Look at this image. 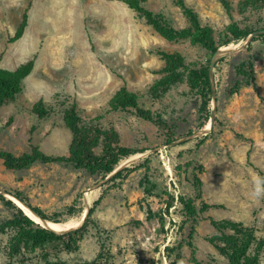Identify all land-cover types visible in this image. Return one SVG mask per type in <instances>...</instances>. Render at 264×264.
<instances>
[{
  "label": "rangeland",
  "instance_id": "obj_1",
  "mask_svg": "<svg viewBox=\"0 0 264 264\" xmlns=\"http://www.w3.org/2000/svg\"><path fill=\"white\" fill-rule=\"evenodd\" d=\"M178 1L147 0L146 5L185 28L189 20ZM184 2L216 31L234 21L254 30L264 26V7L249 0ZM26 11L25 33L14 40ZM257 35L220 47L225 53L214 69L215 99L207 106L186 83L156 100L150 87L165 66L159 51L211 64L204 47L188 39H165L123 0H0V66L14 70L34 60L23 92L0 110V148L17 156L34 147L67 155L73 135L63 121L61 103L69 101L78 104L84 118L100 117L104 127L118 130L123 145L145 149L119 164L117 169L139 168L117 180L65 162L13 170L0 158V193L20 192L33 206L57 215L60 223H81L94 208L82 238L72 240L71 248L58 242L10 261L14 231L0 232V264H170L167 247L180 249V264H230L208 241L216 234L209 217L241 221L264 238V198L251 195L252 177L259 176L255 167L264 169V36ZM250 62L255 81L237 72ZM122 86L161 113L169 130L131 110L108 112ZM41 100L52 107L44 119L33 113ZM195 174L204 181L203 199L197 198ZM180 196L193 198L198 209L203 200L223 206L191 220ZM13 214L0 201V222Z\"/></svg>",
  "mask_w": 264,
  "mask_h": 264
},
{
  "label": "trees",
  "instance_id": "obj_2",
  "mask_svg": "<svg viewBox=\"0 0 264 264\" xmlns=\"http://www.w3.org/2000/svg\"><path fill=\"white\" fill-rule=\"evenodd\" d=\"M123 2L143 17L146 24L152 27L165 39L170 41L188 39L191 43L204 47L209 57H212L220 47L229 45L232 42L247 39L256 31L249 25H242L238 21L231 22L223 31H216L209 26L203 25L199 15L192 8L188 7L184 0H179L178 4L189 20V25L185 28L175 27L164 13L148 8L146 5L147 0H123ZM249 2L264 7V0H249ZM224 4L227 5V2L224 1ZM27 25L28 12L26 11L23 15L21 24L15 32L14 40H18L24 35ZM261 29H264V26ZM257 36H264V34H258ZM159 54L165 61V66L161 71L163 76L156 80L150 87L151 97L159 100L165 93H168L173 86L186 83L191 91L200 94L204 99V105L207 106L214 94L210 78V60L208 62H187L178 52L160 50ZM33 67L34 60H30L14 70L5 69L0 66V110L4 104L15 100L16 97L23 92L24 80L32 72ZM237 72L240 75L248 76L252 81L256 80L253 62L249 63V68L245 65L239 66ZM61 104L63 105V121L73 135L69 153L67 155L54 156L47 154L39 147H34L31 152H26L23 155L17 156L11 151L0 148V158L4 161L5 166L13 170H24L31 168L38 162H65L74 164L78 168L84 169L93 175L100 173L108 176L117 169L124 159L138 152L145 151V149L123 145L118 130L114 127H104L99 122L100 117L84 118L76 102L71 104L67 101ZM120 110H131L138 117L153 122L164 130H169V124L164 120L163 115L146 107L141 101L140 94L129 90L126 86H122L108 103V112ZM51 112L52 107H49L47 103L42 100L33 107V113L40 119L46 118ZM149 162L150 159L147 158L145 162L146 166ZM248 163L253 165L251 163V151L248 153ZM138 168L139 167L120 169L112 178L113 180L125 178ZM255 168L259 176H264V169L259 167ZM125 171H127V175H123ZM193 185L197 192V198L203 199L205 193L204 181L199 174L194 175ZM9 193L23 201L40 217L46 220L60 222V220L56 218L57 215H49L40 207L33 206L30 200L22 193ZM180 200L185 207L186 217L191 220H196L200 212L223 206L221 203H208L203 200L201 208L198 209L195 206L193 198L180 196ZM0 201H2L6 207L14 211L10 219L0 222V232L6 233L10 229L14 231V235L10 239L8 251L10 261L18 255L25 254V252H32L37 248H45L47 245L56 244L58 242H63L66 247L71 248V241L78 242L83 236L86 223L77 229L61 234L37 223L12 199L7 198L2 193H0ZM97 203L98 201L95 202V204ZM93 211L94 208H91L87 215L86 222ZM68 212L69 214H73L74 209L70 208ZM209 219L216 230V234L208 238V241L213 244L221 254L228 258L230 264H261L264 254V238L258 237L254 228L248 227L243 222L233 218L216 219L214 217H209ZM190 238H193V232ZM192 245L193 244L190 243V246ZM167 250L170 264H180L182 257L181 251H179L180 249L178 248V251H176V249L167 247ZM192 253L194 260L198 263L195 258L196 251L194 249ZM45 264L54 263L46 261ZM87 264H96V261Z\"/></svg>",
  "mask_w": 264,
  "mask_h": 264
},
{
  "label": "water",
  "instance_id": "obj_3",
  "mask_svg": "<svg viewBox=\"0 0 264 264\" xmlns=\"http://www.w3.org/2000/svg\"><path fill=\"white\" fill-rule=\"evenodd\" d=\"M256 34H264V29H260V30H256L255 32H253L248 38H251V37H253L254 35H256ZM247 38V39H248ZM225 53V51L224 50H222V49H218L217 51H216V53L212 56V59H211V64H210V78H211V81H212V86H213V90H214V94H213V96H214V99H215V87H214V69H215V65H216V61H217V59L219 58V56L220 55H222V54H224ZM120 169H122V168H118V169H116L112 174H110V176H113L117 171H119ZM6 196H8V195H11V196H13V197H15L17 200H19V201H21L19 198H17L15 195H13V194H11V193H9V192H5L4 193ZM9 197V196H8ZM10 198V197H9ZM15 202V201H14ZM24 205H26L23 201H21ZM29 209H31L28 205H26ZM21 208V207H20ZM22 209V208H21ZM24 211V210H23ZM31 211L34 213V214H36L41 220H42V226H44V227H46V228H49V229H52V230H54V231H56V232H58V233H66V232H68V231H71V230H74V229H77V228H79V227H81L83 224H84V222L86 221V218H87V215H88V213H89V210L86 212V214L84 215V217H83V219H82V221H81V223H80V225H78L77 227H71V228H68V229H62V230H57V229H54V228H52L51 226H50V222H54V221H51V220H46V219H44V218H42V217H40L37 213H35L32 209H31ZM25 212V211H24ZM55 223H60V222H55Z\"/></svg>",
  "mask_w": 264,
  "mask_h": 264
},
{
  "label": "bare ground",
  "instance_id": "obj_4",
  "mask_svg": "<svg viewBox=\"0 0 264 264\" xmlns=\"http://www.w3.org/2000/svg\"><path fill=\"white\" fill-rule=\"evenodd\" d=\"M10 197V199H12L13 201H15V203L21 207L25 213L30 216L31 218H33L36 222L42 224V220L36 215L34 214L31 209H29L26 205H24L21 201L17 200L15 197L11 196V195H8ZM85 214V213H84ZM83 214V215H84ZM79 223L78 220H71V221H68L66 223H55V222H50V226L54 229H57V230H62V229H68V228H71V227H75V225H77ZM80 225V223L78 224ZM77 225V226H78Z\"/></svg>",
  "mask_w": 264,
  "mask_h": 264
},
{
  "label": "clouds",
  "instance_id": "obj_5",
  "mask_svg": "<svg viewBox=\"0 0 264 264\" xmlns=\"http://www.w3.org/2000/svg\"><path fill=\"white\" fill-rule=\"evenodd\" d=\"M251 183V195L255 199L264 198V176H253Z\"/></svg>",
  "mask_w": 264,
  "mask_h": 264
}]
</instances>
